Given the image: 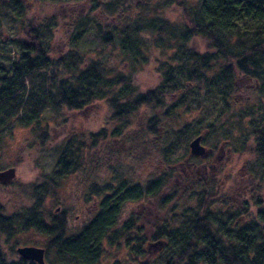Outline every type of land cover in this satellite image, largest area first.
<instances>
[{"label": "trees", "instance_id": "1", "mask_svg": "<svg viewBox=\"0 0 264 264\" xmlns=\"http://www.w3.org/2000/svg\"><path fill=\"white\" fill-rule=\"evenodd\" d=\"M45 1L0 0V19L5 9L22 23L19 38L12 40L16 56L7 50L9 63L0 64V136L15 122L23 128L38 126L48 109L56 113L82 111L98 101L108 104L109 121L115 127L109 135L106 129L91 134L89 147L84 141H68L54 173L41 175L33 186V208L27 214L0 217L1 232L10 235L13 220L17 219L24 231L35 230L48 237L46 251H54L58 264H99L106 239L116 244L118 238L130 241L134 232L143 235L133 216L120 224L127 205L157 198L173 179L174 167L169 165L170 172L140 183L127 158L141 162L154 149L159 161H167L182 141L186 139L190 144V133L195 138L203 136L202 144H211L213 153L221 140L241 141L236 146L240 147L239 154L252 158L249 175L264 185V0H203L198 6L186 0H167L180 9L183 22L164 19L157 8L152 18L143 21L132 17L115 29L102 27L88 14L76 24L67 53L57 57L50 56L52 32L46 21L38 12L27 18L29 3ZM127 2L110 0L105 3L103 15L110 20L121 18L122 9L129 10ZM91 26L95 27V38L110 53L118 48V41L122 51L119 59H114L115 52L104 58L79 50ZM198 39L206 45L203 52L193 49ZM153 48L162 58L158 61L160 82L143 91L135 85V77L149 64ZM196 97L213 106L220 101L221 109L214 113L210 106L204 108L213 116L210 122L207 114L183 123L182 117ZM200 103L198 100L203 109ZM240 103L244 104L241 108ZM233 120L238 121L234 124ZM232 126L241 135L237 140L231 133ZM42 132L44 141L47 134ZM108 136L116 140L117 146L109 142ZM102 153L112 178L90 184L89 193L99 200L95 217L74 235L68 234L62 215L46 223L41 209L48 193L67 175L101 164ZM221 170L212 172L208 179L187 180L182 193L175 189L162 197L161 208L178 196L181 201L147 238L153 242L152 248L161 249V255L151 263L139 245L137 256H145L140 264H264V211L257 207L255 217L244 222L245 210H232L227 202L229 169ZM113 234L117 235L116 242L110 238ZM136 240L144 244L146 239L139 236ZM0 264H10L1 253ZM13 264L34 263L19 257Z\"/></svg>", "mask_w": 264, "mask_h": 264}, {"label": "rangeland", "instance_id": "2", "mask_svg": "<svg viewBox=\"0 0 264 264\" xmlns=\"http://www.w3.org/2000/svg\"><path fill=\"white\" fill-rule=\"evenodd\" d=\"M109 1L70 0L67 2L65 0H55L53 2L46 0L44 4L29 3L27 5V18H31L35 12H38L44 22L46 21L48 28L52 32L51 57L67 53L71 47L72 36L76 32V24L88 14H92L96 22L102 27H110L112 29L121 28L132 17L133 19L142 18L143 21L148 20L154 16L157 8V12L164 19L183 22L180 9L169 4L167 0H128L129 10L122 9L124 12L121 18L110 20V18H106L103 15L105 3ZM158 1H161L159 7H155ZM186 1L195 6L201 5L203 2V0ZM96 6L97 8L95 9ZM3 12L0 19V64L6 66L9 61L5 54L8 53L7 50H10L11 54L15 53V42H12V40L19 38L22 23L14 19L5 9ZM116 43L118 48L114 47V59H119L122 51L119 48L118 41ZM205 47L206 45L202 40H195L193 49L203 52ZM110 49L113 48L111 47ZM79 50L87 54L103 56L104 58H108L110 53V50L103 46L98 37L95 38V27L93 26L85 34ZM113 52L111 53L113 54ZM116 52H119V56H117ZM151 52H153V55L149 64L139 71L135 77V85L143 91L157 87L160 82L158 61L162 58H160V53L155 48ZM109 62L115 64L111 59ZM196 99L197 101H190V109L187 115L182 117L183 123L204 118L208 114L204 110L206 106H210L211 111L213 110L214 113L221 109V102L216 101V99L212 101L213 103L214 101L217 102L215 106L212 103L209 104L207 100H202L198 97ZM198 100H201L200 104L203 109L199 108ZM241 103L240 108L244 105ZM209 114L207 121L210 122L213 120V116ZM110 118L111 112L108 104L105 101H98L87 106L82 111L63 110L60 113H56L48 109L38 126L34 124L30 128H23L15 122L6 128L0 136V172L11 170L14 175L10 180L0 182V217L9 218L21 213L27 214L35 203L32 195L33 186L40 181L41 175H52L54 173L59 155L65 144L70 140L76 139L77 143L84 141L89 147L91 134H96L101 129H106L108 135L110 134L115 127L109 121ZM237 121L233 120L234 124ZM243 123L245 124L246 121ZM193 129L197 130V128ZM44 130L47 137L42 141L41 133ZM230 130L236 140L237 137H241L240 133L236 131V126L230 127ZM192 134L190 133L187 137L189 143L195 138L191 137ZM108 139L111 140L109 142L112 145L117 146L114 143L116 142L115 139L109 136ZM185 140L164 162L159 161V156H157L154 149L147 154L144 161L139 162L135 158H127V163L131 162L132 168L130 170L133 176L140 183L145 182L149 177H154V175L170 172L171 170L168 169L169 165L174 167L172 169V172H174L173 179L157 198L127 205L121 216L120 224L133 216L138 220L137 227L142 230L143 235L134 232L130 236V241L126 238H118L116 244L106 239L104 241V254L99 264H140L145 256H137V247L139 245L142 246L143 251L148 253L151 263L157 261L161 255V249L152 248L150 245L153 242L147 240V238L152 236L155 230L164 224L167 215L171 214L173 205L181 201L178 196L172 203L164 205V207L162 205L161 208L162 197L167 196L175 189L180 193L187 180L193 182V180L208 179L212 172L215 173L218 168L222 170L229 169L228 172L230 174H228L231 179L227 189V202L232 204V210H245L244 222L255 217L257 207L264 211V185L260 183L259 178L255 179L249 175V166L252 158L248 154H239L240 147H236L239 141L221 140L218 149L214 153L211 151L212 156L210 154L211 157L209 156L206 160H203L190 154L189 144ZM240 143L242 142L240 141ZM186 144L188 145V151H186ZM203 145L208 150L212 149L211 144ZM87 153L89 156V150H87ZM104 156L106 155L102 153L99 157L101 164L94 163L84 172L67 175L62 178L53 192L48 193L41 209V218L46 223L50 224L53 218L62 215L67 222L68 234L74 235L95 217L98 213L99 200L96 196L89 193L90 184L93 180H110L112 178L111 172L106 167L107 158ZM218 177L215 176L214 180H218ZM181 203L186 205L184 201ZM214 210L217 212L218 209ZM215 217L227 218V216L222 217V215H216ZM12 227L13 230L10 235L0 231V253L3 260L10 264L16 263L20 257L17 252L19 248L34 247L44 250L45 264H58L55 260L54 251H46L49 241L48 237L37 233L35 230L24 231L17 219L13 220ZM116 234H120L119 231ZM116 234L110 235V238H114L115 242ZM139 236L146 239L144 244L136 240ZM33 263L36 264L35 262Z\"/></svg>", "mask_w": 264, "mask_h": 264}, {"label": "water", "instance_id": "3", "mask_svg": "<svg viewBox=\"0 0 264 264\" xmlns=\"http://www.w3.org/2000/svg\"><path fill=\"white\" fill-rule=\"evenodd\" d=\"M203 136H199L193 139L189 144L190 154L196 158L207 159L211 150L206 149L202 144ZM14 175L13 171L0 172V182H6L10 180ZM19 256L27 261L35 262L36 264H45L44 250L34 247H25L18 249Z\"/></svg>", "mask_w": 264, "mask_h": 264}]
</instances>
